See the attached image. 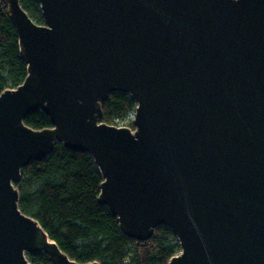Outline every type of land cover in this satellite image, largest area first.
<instances>
[{"label":"water","instance_id":"water-1","mask_svg":"<svg viewBox=\"0 0 264 264\" xmlns=\"http://www.w3.org/2000/svg\"><path fill=\"white\" fill-rule=\"evenodd\" d=\"M39 2L44 24L8 0L28 74L0 95V264H79L19 205L57 143L93 157L127 238L173 232L169 264H264V0ZM117 92L134 130L100 123Z\"/></svg>","mask_w":264,"mask_h":264},{"label":"trees","instance_id":"trees-1","mask_svg":"<svg viewBox=\"0 0 264 264\" xmlns=\"http://www.w3.org/2000/svg\"><path fill=\"white\" fill-rule=\"evenodd\" d=\"M29 16L44 24L39 0H20ZM28 66L20 54L8 0H0V95L20 86ZM127 93H113L102 105L100 123L118 126L136 109ZM24 123L34 130L51 128L43 112L29 114ZM129 128L134 130L133 122ZM104 178L89 153L56 144L44 160L31 162L16 186L20 209L37 220L62 252L79 264H169L181 252L177 237L160 225L148 242L127 238L106 205L98 202ZM32 264H51L47 254H28Z\"/></svg>","mask_w":264,"mask_h":264},{"label":"rangeland","instance_id":"rangeland-1","mask_svg":"<svg viewBox=\"0 0 264 264\" xmlns=\"http://www.w3.org/2000/svg\"><path fill=\"white\" fill-rule=\"evenodd\" d=\"M134 118H135V112H133L132 114H130L128 116V118L123 122V123H120L118 126H127L129 127L128 125L131 123V122H134ZM179 254V253H178Z\"/></svg>","mask_w":264,"mask_h":264}]
</instances>
